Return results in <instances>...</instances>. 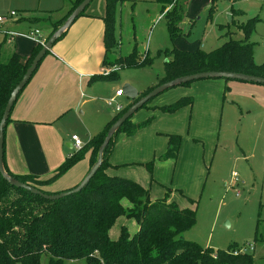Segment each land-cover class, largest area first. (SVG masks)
I'll use <instances>...</instances> for the list:
<instances>
[{"label": "rangeland", "instance_id": "rangeland-1", "mask_svg": "<svg viewBox=\"0 0 264 264\" xmlns=\"http://www.w3.org/2000/svg\"><path fill=\"white\" fill-rule=\"evenodd\" d=\"M9 3V0H0V10H9ZM105 10L104 0H92L70 28L83 15L93 14L91 11L101 13L103 20ZM160 13V4L150 0L126 1L117 9L114 35L118 46L105 51L107 64L103 72L118 74L99 79L98 84L103 85L100 94L105 98L94 100L92 110L87 108L84 116L79 115L73 122L63 125L69 134L80 136L84 144L89 141L85 142L87 128L91 127L89 122L98 118H93L94 115L111 120L116 113L114 106H107L105 93H114L110 97L113 99L119 97L116 88L123 86L125 78L141 88L158 83L165 61L171 58L175 48L211 51L230 39L246 41L251 44L254 61L264 63V0H189L179 23L181 35L174 39L169 36L167 18L161 15L157 19ZM33 20L50 21L51 18L46 14ZM42 24L37 25L41 27ZM21 28L9 27L10 32L15 31L12 43L3 42L0 34L2 59L13 52H29L33 44L22 33H16ZM10 32L6 36H12ZM135 43L141 52L148 54L151 63L120 69L116 59L130 53ZM232 84L264 87V84L241 80L201 78L167 88L149 99L132 114L135 122L151 116L150 106L169 97L171 91L179 90V97L191 96L193 101L168 116L172 119L168 123V118L163 121L152 118L149 124L130 136L119 132L111 150L115 155L112 170L114 176L134 180L148 189L151 200L165 198L180 208L194 209L196 221L180 233L184 239L213 250L248 252L253 264H264V101L234 94ZM203 94H212L211 100L208 97L199 99ZM119 100L124 107L129 105V97L123 95ZM200 109L207 112L205 126L192 124L195 117L198 122L202 116ZM81 116L86 126L79 122ZM168 134L181 137L176 156L168 152ZM120 159L127 161L122 163ZM122 204L130 207L126 199ZM123 226L130 234L138 229L134 218L120 216L109 229L110 238L117 239ZM75 263L85 264V261L80 259Z\"/></svg>", "mask_w": 264, "mask_h": 264}, {"label": "trees", "instance_id": "trees-1", "mask_svg": "<svg viewBox=\"0 0 264 264\" xmlns=\"http://www.w3.org/2000/svg\"><path fill=\"white\" fill-rule=\"evenodd\" d=\"M81 1L74 0L65 16L51 23V30L44 42ZM126 1L132 0H105L103 44L106 52L118 46L114 35L115 15L119 6ZM150 1L160 4L161 13L167 18L170 38L180 36L179 23L188 0ZM41 47V43L36 44L27 58L16 52L5 59L0 56V118L12 89ZM116 60L121 65L120 69L139 68L151 63L148 54L141 52L136 43L130 53ZM106 64L105 55L102 66ZM213 70L264 77V63L254 61L251 44L230 39L211 51L200 48L193 51L173 49L171 58L165 61L163 76L155 86L182 75ZM117 74L118 72L96 73L90 77L89 82L113 78ZM154 87L141 92L139 96ZM192 101L191 96H181L169 104L158 106L156 110L163 114L174 113L191 105ZM145 105L146 103L143 106ZM129 106L130 104L116 112L102 131L66 157L49 179L43 181L32 174H13L4 161L6 171L19 181L41 190L40 186L44 182H50L63 174L88 149L91 150L92 165L108 128ZM154 116L141 122H133L132 116L127 118L106 146L101 166L78 192L54 200L46 199L9 184L0 174V264H76V260L80 259L85 264H253L248 252L213 250L181 237V232L195 224L194 209L180 208L175 202H168L165 198L151 200L148 189L138 182L106 174L105 170L110 166L108 160L114 137L119 132L126 136L134 134L140 127L149 124ZM9 119L10 115L7 122ZM167 136L168 152L176 156L181 137L178 134ZM123 199L128 200L130 207L122 204ZM120 216L134 218L138 229L130 234L123 226L119 237L111 239L109 229Z\"/></svg>", "mask_w": 264, "mask_h": 264}, {"label": "crops", "instance_id": "crops-1", "mask_svg": "<svg viewBox=\"0 0 264 264\" xmlns=\"http://www.w3.org/2000/svg\"><path fill=\"white\" fill-rule=\"evenodd\" d=\"M9 1V10L4 12L0 10V14L5 16V20L0 23V34L3 42L12 43L15 40V31H12V36H6L11 31H9L10 26L22 27L16 32L22 34L33 29H39L42 37L45 38L51 30V23L62 19L71 8L74 0ZM11 10H14L16 14L9 15ZM90 13L93 14L83 15L72 28H70L71 24L65 32L68 33L57 40L43 56L10 111V119L6 123V134H4V161L8 170L13 174H32L43 181L49 179L66 157L77 151L71 138V135L75 133L69 134L67 129H63V125L65 126L66 122H73L79 115L84 116L87 108L92 110L94 100L105 98L100 94L103 88V85L97 82L100 80L89 82L93 74L102 73L105 67L102 66V60L105 56L102 14L98 11V14L93 11ZM46 14L50 16V21L39 20L35 22L33 20V18L42 17ZM161 15L162 13L159 14L157 19ZM40 22L43 23L41 27L37 25ZM27 39L33 44L29 48V52H21L22 54L17 52L24 58L30 55L32 48L36 45L34 41ZM131 81L125 78L123 85L130 83L137 89L138 94L157 84L151 83L141 88ZM231 86L234 89L232 91L234 94L237 93L241 97L248 96L264 101V87H261V85H259L260 87L233 84ZM122 87L117 86L116 89ZM180 94L181 91L179 92V90L171 91L167 95L169 97L164 98L158 104L150 106L151 115H155L153 119L163 121L168 118L167 123L172 121L168 116L173 113L163 114L156 108L173 102L179 98ZM105 95L108 96L106 99L108 101V98L113 97L114 93H109V95L105 93ZM216 95H218L217 92ZM210 96L212 94H203L198 98L205 97L204 99H206L208 97L211 100ZM119 97L114 98L122 103ZM204 99L200 100L199 103ZM133 101L134 99L130 98L129 104ZM200 110L202 116L198 122L195 117L192 124L194 122L195 125L199 123L205 126L207 112L203 109ZM82 116L79 122L86 126L85 118ZM96 116L98 118L94 119L93 123L89 122L91 127L87 128L88 139L85 142L102 131L105 124L110 120L105 116L100 117L98 115H94L93 118ZM131 120L135 122L132 118ZM78 137L80 138V136ZM124 140L126 141V138ZM151 146L154 147V145ZM151 150L152 148H150ZM155 151L158 152L159 150L155 148ZM90 153L91 150L89 149L83 159L76 162L66 173L61 174L63 177L60 176L50 182H44L45 184L43 183L40 188L47 193H58L76 186L91 166ZM113 157L115 155L110 152L108 160L110 166L105 172L114 176L115 172L112 170V167H114ZM120 161L123 163L127 160L120 159Z\"/></svg>", "mask_w": 264, "mask_h": 264}, {"label": "water", "instance_id": "water-1", "mask_svg": "<svg viewBox=\"0 0 264 264\" xmlns=\"http://www.w3.org/2000/svg\"><path fill=\"white\" fill-rule=\"evenodd\" d=\"M92 0H82L67 16V18L63 21V23L55 29L51 35L46 39V41L42 44V47L39 49V51L35 54V56L32 58L30 64L26 68L24 74L22 75L19 82L16 84V86L12 89L9 98L6 102V105L4 107L2 116L0 118V174L2 178L7 181L9 184L18 187L23 188L25 190L30 191L34 194H39L42 197L46 199H58L63 196H66L68 194L78 192L83 187L87 185L89 180L92 178V176L95 174V172L99 169V167L102 164L103 161V155L104 150L106 146L108 145L109 141L113 138L115 133L118 131L122 123L132 116V114L140 107H142L149 99L152 97L158 95L162 91L166 90L167 88L177 86L183 83L190 82L192 80L201 79V78H224V79H234V80H241L245 82H251V83H258V84H264V77L252 75V74H246L241 72H233V71H203V72H197L187 75H182L179 77H176L174 79L165 81L154 88H152L150 91H148L146 94L139 96L137 89L130 85L129 83H126L123 85L122 92L125 96L134 99L135 101L126 109V111L118 117L108 128L102 142L100 143L97 151V157L94 163L90 166L89 170L83 177V179L73 188L70 190H65L58 193H44L42 190L26 184L24 182L19 181L18 179L12 177L5 169L4 166V128L6 127V123L8 120V117L10 115V111L18 97V94L20 91L25 87V85L28 83L30 78L32 77L34 71L36 70L38 63L42 59V57L46 54L47 51H49L53 44L67 31L69 26L74 22V20L79 16V14L90 4ZM229 18H231L229 16Z\"/></svg>", "mask_w": 264, "mask_h": 264}, {"label": "built area", "instance_id": "built-area-1", "mask_svg": "<svg viewBox=\"0 0 264 264\" xmlns=\"http://www.w3.org/2000/svg\"><path fill=\"white\" fill-rule=\"evenodd\" d=\"M14 14H16V12L14 10H11L9 12V15H14ZM4 20H5V16L0 14V23H2ZM10 33L12 34L13 32H10ZM22 35L31 39L32 41H34L35 44H38V43L43 44L44 43V38L42 39V33L39 29L30 30L29 32L23 33ZM122 94H123V92H122L121 88L116 89V96H120ZM107 105L114 106V110L116 112H119L124 108L122 103H119L118 101H116L113 98H110L107 101ZM71 138L73 141V146L76 150H79L84 145L83 141L78 137V135L72 134Z\"/></svg>", "mask_w": 264, "mask_h": 264}]
</instances>
